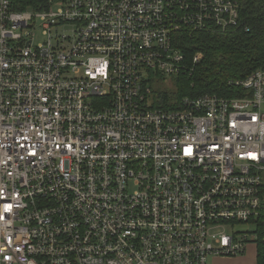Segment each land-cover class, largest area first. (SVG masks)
Masks as SVG:
<instances>
[{
    "label": "built area",
    "instance_id": "built-area-1",
    "mask_svg": "<svg viewBox=\"0 0 264 264\" xmlns=\"http://www.w3.org/2000/svg\"><path fill=\"white\" fill-rule=\"evenodd\" d=\"M16 1L0 0V264L245 253L262 204L264 67L229 80L245 96L175 108L148 84L191 76L203 55L179 37L240 27V1L51 0L35 13Z\"/></svg>",
    "mask_w": 264,
    "mask_h": 264
},
{
    "label": "trees",
    "instance_id": "trees-1",
    "mask_svg": "<svg viewBox=\"0 0 264 264\" xmlns=\"http://www.w3.org/2000/svg\"><path fill=\"white\" fill-rule=\"evenodd\" d=\"M51 0H17L21 9L38 10ZM56 1V0H53ZM242 4V25L227 33L202 32L194 35L183 34L179 45L192 59L197 52L204 57L197 64L191 76L177 79V97L172 99L167 93L159 95L156 106L175 108L184 96L218 94L220 96H245L240 87L230 86L229 80L243 79L264 67V0H239ZM248 28V30H247ZM256 221L257 264H264V183L262 184V204Z\"/></svg>",
    "mask_w": 264,
    "mask_h": 264
},
{
    "label": "rangeland",
    "instance_id": "rangeland-1",
    "mask_svg": "<svg viewBox=\"0 0 264 264\" xmlns=\"http://www.w3.org/2000/svg\"><path fill=\"white\" fill-rule=\"evenodd\" d=\"M57 1V0H56ZM55 1V4L53 5V7L55 9H57L59 6L57 5V2ZM30 11H33L35 13V10L34 9H29ZM43 21L41 19H39L38 21H36L34 23V26L31 28V31L33 33V36H34V39H35V42L38 43V42H42L45 40V36L43 34V26H42V23ZM71 26H68V27H61L59 28V31L60 32H63V31H67L69 33H71ZM197 53H200L203 55L204 57V53L203 52H197ZM196 53V54H197ZM202 57V58H203ZM144 76L146 78L149 77V75L147 73L144 74ZM176 75H166L164 73H154L153 74V80L149 81V85L151 86L152 88V93L150 94V99L153 100L154 97H156L157 95H162L164 93H168L170 95V97L172 99H175L177 97V91H178V83L176 81ZM262 178H263V182H264V172L262 174ZM239 228H246L247 226L246 225H239L238 226ZM252 227V231L256 229V223H252V225H250V228ZM248 248L252 249L254 248L256 245H255V242H250L248 244ZM247 248V250H248ZM211 257H209V262L211 261Z\"/></svg>",
    "mask_w": 264,
    "mask_h": 264
},
{
    "label": "crops",
    "instance_id": "crops-1",
    "mask_svg": "<svg viewBox=\"0 0 264 264\" xmlns=\"http://www.w3.org/2000/svg\"><path fill=\"white\" fill-rule=\"evenodd\" d=\"M254 248L236 256H213L208 264H257V244Z\"/></svg>",
    "mask_w": 264,
    "mask_h": 264
}]
</instances>
